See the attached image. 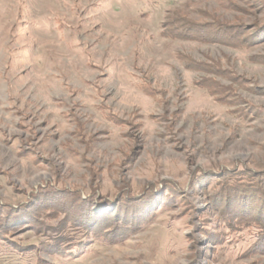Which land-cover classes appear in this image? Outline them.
Masks as SVG:
<instances>
[{
  "label": "rangeland",
  "instance_id": "1",
  "mask_svg": "<svg viewBox=\"0 0 264 264\" xmlns=\"http://www.w3.org/2000/svg\"><path fill=\"white\" fill-rule=\"evenodd\" d=\"M176 20L250 43L264 0H0V212L41 192L55 210L137 211L57 257L9 245L48 234L20 224L0 264H264L227 224L240 195L262 200L264 31L240 47Z\"/></svg>",
  "mask_w": 264,
  "mask_h": 264
},
{
  "label": "trees",
  "instance_id": "2",
  "mask_svg": "<svg viewBox=\"0 0 264 264\" xmlns=\"http://www.w3.org/2000/svg\"><path fill=\"white\" fill-rule=\"evenodd\" d=\"M174 23H177L178 26L176 29V36L182 35L184 36H190L194 37L197 35H203V31H209L212 30L214 27H216L215 32L210 34L209 36H206L210 40H213L216 38V40L220 41L222 40L225 43H228V39L236 38L238 41H243L241 43L236 42L237 45L239 44L240 47L242 45H249L250 43L255 44V41H260V36L258 34L263 33L262 29L264 31V27L260 26L259 30H256V33L250 34L253 42L248 43L246 39L243 37L244 29H240L238 27H225V25L217 22L213 24H205V25H196L191 22H186L185 20H176ZM258 26H254L253 28H256ZM179 29V30H178ZM204 29V30H203ZM203 30V31H202ZM249 30V29H247ZM246 31V30H245ZM254 32V31H253ZM190 34H196L195 36H192ZM262 35V34H261ZM196 38H199L197 37ZM241 38V39H239ZM206 39V38H202ZM255 42V43H254ZM247 43V44H245ZM260 189L257 190L260 197H262L261 204L259 207L255 210H253L251 205H249V201L245 202V197L243 195H240L241 199L243 200V203L240 202V204H234L232 206V211L230 210L231 214L228 218V221L231 222L227 224H230L231 230H242L245 229L250 230V237L252 240V243L249 247V251L251 253H258V254H264V181L261 182ZM250 185L254 186L256 183L254 182H242V185L244 186ZM241 189V188H240ZM232 191V190H231ZM246 191V189H245ZM244 192V189L242 190ZM257 194V195H258ZM49 195V194H47ZM45 193H40L39 195L35 196L34 198V206L30 204H26L22 208H19L17 212H14L13 214L10 213L8 210L5 211L4 214L0 212V240H6L7 242L9 240V234L12 233L11 230H14L16 227L20 226V224H24L26 228H29L30 230H37V232L42 233H48L46 236H44V239L40 241L38 246L30 245V246H18L14 242H8L9 245L16 247L17 249H21L24 253H26L28 250L37 247V249H40V251L44 252L46 255H50L53 257H57L59 255H63L65 253H72L74 250H80L86 242H89V238H98V239H105V235H109L112 232L118 231L119 227H121L122 221L124 222L127 220L130 222L134 216H136V209H133L132 214H127L126 212L123 214L124 218H116L117 216L110 217L111 215L107 213L106 210L100 209L99 211H94L91 209L90 206L91 203H87L83 206L84 210L83 212L79 209H76V212L72 210V205L69 207V209H63L62 210H55L56 207L49 206L48 197ZM91 197V196H90ZM89 197V198H90ZM81 198V197H80ZM229 200V197L227 198ZM82 202L84 199H80ZM230 201V200H229ZM52 203V202H50ZM230 205V202L228 203ZM231 206V205H230ZM34 208V209H33ZM0 206V210H1ZM53 209V210H52ZM261 209V212H260ZM51 213L54 212L60 213L62 218L57 219L58 221H55L56 223L49 224L44 222L42 223V219L40 220L37 216H40L41 212L48 211ZM134 214V215H133ZM44 216V215H41ZM47 217V216H46ZM45 217V218H46ZM19 218V219H18ZM18 219V220H17ZM111 219V220H110ZM110 220V221H109ZM115 221V224L113 223ZM112 222V223H111ZM127 222V223H128ZM233 224L235 227H233ZM66 228V229H65ZM78 235V236H75ZM103 236V237H102Z\"/></svg>",
  "mask_w": 264,
  "mask_h": 264
}]
</instances>
